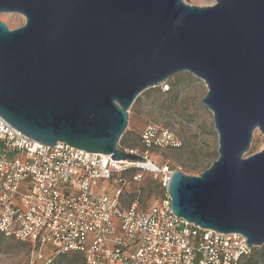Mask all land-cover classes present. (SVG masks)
Segmentation results:
<instances>
[{
  "label": "water",
  "instance_id": "obj_1",
  "mask_svg": "<svg viewBox=\"0 0 264 264\" xmlns=\"http://www.w3.org/2000/svg\"><path fill=\"white\" fill-rule=\"evenodd\" d=\"M0 116L48 145L58 141L135 165L122 149L138 95L188 71L208 87L219 157L199 176L175 170L173 212L264 244V0H0Z\"/></svg>",
  "mask_w": 264,
  "mask_h": 264
},
{
  "label": "built area",
  "instance_id": "obj_2",
  "mask_svg": "<svg viewBox=\"0 0 264 264\" xmlns=\"http://www.w3.org/2000/svg\"><path fill=\"white\" fill-rule=\"evenodd\" d=\"M157 134L150 127L142 143L177 146L170 131ZM110 156L41 143L0 116V236L31 243V264L71 251L85 254L88 264H241L252 254L242 233L177 217L169 193L149 209L138 201L123 205L124 190L112 183L139 166Z\"/></svg>",
  "mask_w": 264,
  "mask_h": 264
},
{
  "label": "rangeland",
  "instance_id": "obj_3",
  "mask_svg": "<svg viewBox=\"0 0 264 264\" xmlns=\"http://www.w3.org/2000/svg\"><path fill=\"white\" fill-rule=\"evenodd\" d=\"M184 1L198 6L216 3V0ZM25 19L23 14L15 12L0 13V20L11 29L22 27ZM207 91L208 87L203 79L183 71L138 95L129 109L126 131L119 146L122 149L135 150L144 158L146 156L144 161L152 159L159 169L141 168L136 171L142 174L137 181L133 179L136 172H129L122 176L121 181L113 182L112 187H122L124 190L123 205L128 206L130 201H138L141 208L149 209L166 197L168 192L164 188L163 178L171 176V172L179 170L199 176L218 159L219 140L214 125V113L203 102ZM150 127H154L158 134L170 131L177 146H145L142 143V134ZM263 148L264 134L257 129L245 156L258 153ZM166 168L165 174L162 171ZM160 183L162 186H159ZM32 248L31 243L0 236V264H31ZM256 248L259 250L254 254L259 260L255 264H264L261 259L264 257V244ZM59 255H55L54 261Z\"/></svg>",
  "mask_w": 264,
  "mask_h": 264
},
{
  "label": "trees",
  "instance_id": "obj_4",
  "mask_svg": "<svg viewBox=\"0 0 264 264\" xmlns=\"http://www.w3.org/2000/svg\"><path fill=\"white\" fill-rule=\"evenodd\" d=\"M168 88H169V86H168ZM138 169L141 170V168H139V167H129L122 174L124 176H126L127 173L136 172ZM136 174H140V173L139 172L134 173L133 178L136 176ZM159 186H162L161 183L159 184ZM164 188L167 189L166 187H164ZM133 202H135V201H130V204ZM24 243H26V242H24ZM258 250L259 249L255 247L253 249L252 254L248 257L247 260H244L243 262L247 261L248 264L257 263L259 259L256 258L254 252L256 253V251H258ZM261 259L264 260V257H262ZM52 263L53 264H88L85 254H82L79 251H77V252L71 251V252H67V253H61L55 261H54V258L52 259L50 264H52Z\"/></svg>",
  "mask_w": 264,
  "mask_h": 264
},
{
  "label": "bare ground",
  "instance_id": "obj_5",
  "mask_svg": "<svg viewBox=\"0 0 264 264\" xmlns=\"http://www.w3.org/2000/svg\"><path fill=\"white\" fill-rule=\"evenodd\" d=\"M124 162H127L130 165H135L133 162H129L127 160H125ZM137 166L144 168V169H159V167H157V165L154 163V161L151 160H145V161H139L138 163H136Z\"/></svg>",
  "mask_w": 264,
  "mask_h": 264
}]
</instances>
